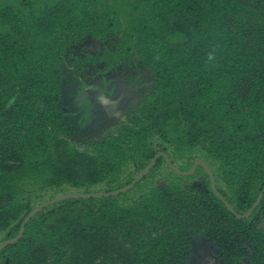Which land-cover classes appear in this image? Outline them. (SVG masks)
I'll use <instances>...</instances> for the list:
<instances>
[{
    "label": "trees",
    "instance_id": "obj_1",
    "mask_svg": "<svg viewBox=\"0 0 264 264\" xmlns=\"http://www.w3.org/2000/svg\"><path fill=\"white\" fill-rule=\"evenodd\" d=\"M88 42L101 47L72 53ZM136 64L153 82L144 97L116 133L78 150L61 107L67 65L73 83ZM159 151L212 161L236 213L254 203L264 188L263 1L0 0V243L36 205L68 190L122 188ZM204 176L195 199L168 185L125 202L137 190L55 203L0 251V264H182L183 232L197 223L223 264H264V194L238 220Z\"/></svg>",
    "mask_w": 264,
    "mask_h": 264
},
{
    "label": "rangeland",
    "instance_id": "obj_2",
    "mask_svg": "<svg viewBox=\"0 0 264 264\" xmlns=\"http://www.w3.org/2000/svg\"><path fill=\"white\" fill-rule=\"evenodd\" d=\"M242 1L248 4H256L261 1L264 2V0ZM90 42L85 45L75 47V49L72 50V53L74 55H82L85 52L86 48L90 51L95 52L101 47V45L99 44L93 45V42ZM72 70L73 68L70 65H67V67L65 68L62 89V105L64 107V111L68 113V109H66L65 107L68 106V104H71V106L72 103L74 104V102H72L75 101L74 99L76 98L74 97V91L76 89L78 90V86H82V83H87L85 84L86 91L88 94L90 93L89 96L93 101L92 103L95 105V110L91 113L89 112L90 117L88 121H81L82 118L80 114L75 115L70 111V116H66L67 119L65 120V124L67 127L66 137L78 150L84 151L89 148L91 142L102 140L110 132H117V124L124 123L127 119V116L130 114L131 109L136 107V105L144 97L145 88L139 87V84L137 82H140V76H137V74H142L141 77H143V82L151 81V76L146 70H141L139 64H136L131 67H120L116 71L106 74H94V70L91 69L90 71L80 73L77 81L70 83L74 77V71ZM91 87L97 88L94 91H91L89 90ZM100 88L101 91L99 90ZM102 90L103 93L101 94ZM168 151L170 153V150ZM171 156L175 164L178 165L183 164L184 161L187 160V158H184L183 160H177L172 154ZM191 160L188 161V164L192 162ZM210 163V167L215 174L216 188L221 189L219 183L220 181L217 178L216 168L214 167L212 161H210ZM203 173L204 172H201V169L199 168L192 175L183 177L176 175L172 171H168L165 167H160L155 171L151 178H147L148 175L145 176L141 181L138 182V185L136 187L134 186L133 189H131L133 191L137 190L136 195L132 193L128 194V192L125 197H121L119 200L120 202H125L126 200H128V198H133L134 196H138L147 192L151 187L164 189L168 185L176 184L177 186L184 188V186L192 185L191 182H193L197 176L201 178L203 177L206 184L207 180ZM176 179H179L180 182L175 181ZM95 189L104 191L103 187H97ZM68 192L73 191L68 190L63 193ZM49 196H51V193H47L46 199H48ZM198 248L201 251L202 256L196 255L195 258L192 257V259H190V257L188 264H220L215 258L214 247L207 240L204 239V241H201V243L198 245ZM192 251L195 252V250ZM237 264L249 263L242 260Z\"/></svg>",
    "mask_w": 264,
    "mask_h": 264
},
{
    "label": "flooded vegetation",
    "instance_id": "obj_3",
    "mask_svg": "<svg viewBox=\"0 0 264 264\" xmlns=\"http://www.w3.org/2000/svg\"><path fill=\"white\" fill-rule=\"evenodd\" d=\"M103 74H106V73H103ZM137 76H140L139 77V80H141V82H137L138 84H139V86H142L143 84H150V85H148V86H146V87H144L145 89H147V88H149L151 85H152V80L151 81H149V82H143L142 80V78L143 77H141L142 76V74L141 73H139V74H137ZM138 80V81H139ZM85 84H87V83H82V86L81 85H79L78 86V90L76 89L75 91H74V93H75V96L74 97H78L79 95H80V93L82 92V91H85L86 93H87V91H86V85ZM81 86V87H80ZM97 87H95V88H93V87H91L89 90H91V91H94L95 89H96ZM88 89V88H87ZM100 91H101V88L99 89ZM105 91V90H104ZM103 93V90H102V92H101V94ZM88 94V93H87ZM90 94V93H89ZM89 94L87 95V97L86 98H84V99H82L81 101H78L76 98L74 99L75 101H72V102H74V104L72 103V106H71V104H68V106H66L65 108L66 109H68L67 111H68V113H66L65 111H64V107H63V105H61V107H62V109H63V111L65 112V115L67 116V117H69L70 116V113H69V111L70 112H73V114H75V115H77V114H80L81 115V121L83 120V121H88V119H89V115H90V113L92 112V111H94L95 110V105L92 103L93 101L91 100V98H90V96H89ZM89 99V100H88ZM87 104V105H86ZM89 107V108H88ZM91 107V108H90ZM72 109V110H71ZM90 112V113H89ZM67 114H69V115H67ZM71 116H72V114H71ZM118 125V124H117ZM159 152H163L164 154H166L164 151H159ZM167 156H168V158L171 160V162H172V164H174L181 172H189L190 170H191V168L193 167V165H194V163L197 161V160H202L206 165H207V163L203 160V159H201V158H193V160H191L192 162L190 163V164H188V161L187 160H185L184 161V163L183 164H181V165H178V164H175V162H174V160H173V158H172V156L170 155V154H166ZM161 158V157H160ZM183 160V159H182ZM208 166V165H207ZM161 167H165L168 171H172V170H170L169 169V167L165 164V162H164V160H163V164H162V166ZM209 167V166H208ZM201 169V172H204L205 173V171L203 170V168L200 166V165H198V166H196V168L193 170V173H195L198 169ZM185 169V170H184ZM209 169H210V167H209ZM211 170V169H210ZM212 171V170H211ZM192 173V174H193ZM203 173V174H204ZM212 173H213V171H212ZM192 174H190V175H192ZM206 174V173H205ZM190 175H187V176H190ZM214 175V174H213ZM180 176V175H179ZM183 177H186V176H183ZM214 179H215V175H214ZM175 181H177V182H180L179 181V179H176ZM208 181H209V179H208ZM184 182V181H183ZM192 183V185H189V186H184V188L183 189H185L186 190V194H185V196L186 197H188V196H191L193 199H195V197H197L198 196V194L199 193H203L204 192V189H205V181H204V179H203V177L201 178V177H196V179H194V181L193 182H191ZM215 183H216V181H215ZM174 186H177L176 184H174ZM220 186H222V184H221V182H220ZM167 187V186H166ZM210 188V187H209ZM217 189V188H216ZM217 191H218V189H217ZM219 192V191H218ZM220 193V192H219ZM221 194V193H220ZM222 195V194H221ZM225 199V198H224ZM200 201L202 200V198H200L199 199ZM231 206V205H230ZM232 207V206H231ZM233 208V207H232ZM234 210V209H233ZM235 211V210H234ZM236 212V211H235ZM175 214H177V212H175ZM186 214L188 215L187 216V218L185 219V226H189V225H191L194 221H191V214L189 213V211L187 210V212H186ZM238 214V213H237ZM241 215V214H240ZM238 220H240V219H238ZM242 220V219H241ZM197 222H199L198 220H197ZM261 229H262V232L264 233V221H263V223H262V225H261ZM159 234H161V233H159ZM152 236H154V237H156V234H155V232L152 234ZM182 239H183V245H181V249H184L183 250V253H181V256L182 257H180V259H179V262H181L182 264H188V262H189V260L190 259H192V257H194L195 258V256L196 255H198V256H202V254H201V251L199 250V248H198V245L201 243V241H204V239L205 240H207L209 243H211V245L214 247V249H215V258H216V260L220 263V264H223V262L220 260V258H219V253H218V250H217V248L214 246V244L211 242V240L209 239V236H208V234H207V231L205 230V228H204V226H203V223H197V227L196 228H192V229H187V230H185L184 232H183V236H182ZM245 248L248 250V247H246L245 246ZM192 250H195V252H193ZM191 257V258H190ZM190 258V259H189ZM242 260H244L245 262L247 261L248 262V259L247 258H241L240 260H238V261H235V262H231L230 264H237L239 261H242ZM6 261H8V259H5V261H4V263L3 264H5V262ZM0 262H1V259H0ZM249 263V262H248ZM250 264V263H249Z\"/></svg>",
    "mask_w": 264,
    "mask_h": 264
},
{
    "label": "water",
    "instance_id": "obj_4",
    "mask_svg": "<svg viewBox=\"0 0 264 264\" xmlns=\"http://www.w3.org/2000/svg\"><path fill=\"white\" fill-rule=\"evenodd\" d=\"M150 84H143L142 86L139 87H146ZM87 93L85 91H82L80 93V95L76 98L78 101H81L82 99L87 97ZM162 157L164 159L165 164L169 167L170 170H172L173 173H175L176 175H180V176H187L193 173V170L196 168V166L200 165L203 170L205 171L208 179H209V187L210 190L212 192V194L218 199L220 200L224 207L236 218V219H247L250 217V215L252 214V212L256 209V207L259 205L262 196L264 194V188L258 193L254 203L251 205V207L244 212L243 214H237L233 208L230 206V204L224 199V197L217 191L216 189V183H215V179H214V175L212 173V171L209 169V167L202 161V160H197L193 167L191 168V170L189 172H181L174 164H172L171 160L168 158V156L166 154H164L163 152H158L151 160L150 162L147 164V166L140 171L138 174H136L132 181L125 185L122 188H119L117 190L114 191H109V192H91V193H80V192H68V193H61L58 194L38 205H36L22 220L19 231L17 233V235L12 238V239H8L6 241H2L0 243V251L2 249H4L5 247L9 246V245H13L15 244L18 240H20L23 236L24 233V229L26 224L30 221V219L32 217H34L37 213L41 212L43 209H45L46 207L52 206L55 203L64 201V200H69V199H90V198H107V197H115L118 196L120 194H124L127 193L128 191H130L135 185L136 183H138L139 181H141L145 176H147L149 174V172L151 171V169L154 167L155 163L157 162V160ZM5 264H8V261L5 262Z\"/></svg>",
    "mask_w": 264,
    "mask_h": 264
}]
</instances>
